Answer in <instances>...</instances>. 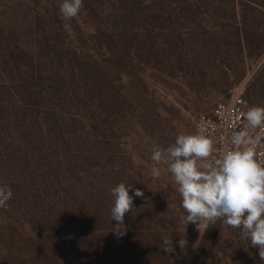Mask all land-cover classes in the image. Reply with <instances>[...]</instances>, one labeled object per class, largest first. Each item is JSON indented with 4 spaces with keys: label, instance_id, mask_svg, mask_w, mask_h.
<instances>
[{
    "label": "rangeland",
    "instance_id": "1",
    "mask_svg": "<svg viewBox=\"0 0 264 264\" xmlns=\"http://www.w3.org/2000/svg\"><path fill=\"white\" fill-rule=\"evenodd\" d=\"M62 2L0 0V186L13 192L0 208V264H264L221 221L202 236L194 224L185 229L167 166L151 176L153 147L194 134L200 113L237 93L264 107V56H248L216 21L122 30L81 12L83 4L75 17L83 30L112 24L100 33L101 57L76 38ZM26 59L76 90L36 95L16 75ZM84 83L90 90L81 92ZM119 183L133 186L130 195L144 192L125 214L123 235L111 220Z\"/></svg>",
    "mask_w": 264,
    "mask_h": 264
},
{
    "label": "clouds",
    "instance_id": "2",
    "mask_svg": "<svg viewBox=\"0 0 264 264\" xmlns=\"http://www.w3.org/2000/svg\"><path fill=\"white\" fill-rule=\"evenodd\" d=\"M82 8L83 0H63L60 12L64 19L71 20ZM244 119V127L232 132L227 140L232 147L215 158L214 141L202 134V129L195 134H179L167 148L154 146L151 176L160 178V165L167 166L181 197L183 212L176 210L185 229L194 224L202 236L211 225L221 221L239 229L242 238L258 249L259 258L264 261V163L257 158V146L264 133L253 137L258 129H264V107H250ZM132 188L119 183L111 189V220L117 222L118 235L124 234L125 214L135 209L134 198L144 196L139 188L130 195ZM12 196L11 188L0 186V208H6ZM163 243L165 251H173L167 247L172 241L165 239ZM185 243L179 241L181 248Z\"/></svg>",
    "mask_w": 264,
    "mask_h": 264
},
{
    "label": "trees",
    "instance_id": "3",
    "mask_svg": "<svg viewBox=\"0 0 264 264\" xmlns=\"http://www.w3.org/2000/svg\"><path fill=\"white\" fill-rule=\"evenodd\" d=\"M109 2L112 7L100 10L93 4L94 1L83 0L85 6L81 12L85 11L96 18L103 17V20L111 19L117 26H114L115 29L122 27V30H126L128 24L135 22L163 26L169 21L182 19L190 23L216 21L218 32L236 37L239 46L244 48L248 56L258 58L264 56V28L259 25V21L264 17V0H109ZM117 21H122V24ZM111 25H105L107 26L105 29L98 26L95 31L86 32L74 18L71 27L82 44L102 57L106 50L100 41V33L104 30L111 32L108 27ZM19 53L29 56L22 49ZM24 65V70L16 75L24 78L36 95L45 98L51 94L49 92L68 95L76 90L72 84H68L65 75L55 77L48 75L44 69L35 67L29 59L25 60ZM72 74L74 77L78 75ZM88 87L89 85L84 83L81 92L90 90ZM243 96L253 107L252 102L244 94Z\"/></svg>",
    "mask_w": 264,
    "mask_h": 264
},
{
    "label": "built area",
    "instance_id": "4",
    "mask_svg": "<svg viewBox=\"0 0 264 264\" xmlns=\"http://www.w3.org/2000/svg\"><path fill=\"white\" fill-rule=\"evenodd\" d=\"M252 107L242 94H234L229 101L217 103L210 110L200 113L194 123L195 133L202 134L214 141L213 158L218 157L232 146L227 142L231 133L242 129L246 123L244 113ZM194 133V134H195ZM264 133L258 129L253 137ZM258 160L264 163V139L257 146Z\"/></svg>",
    "mask_w": 264,
    "mask_h": 264
}]
</instances>
